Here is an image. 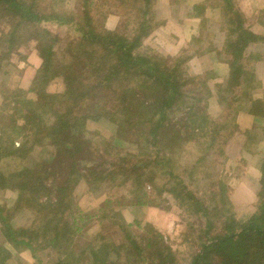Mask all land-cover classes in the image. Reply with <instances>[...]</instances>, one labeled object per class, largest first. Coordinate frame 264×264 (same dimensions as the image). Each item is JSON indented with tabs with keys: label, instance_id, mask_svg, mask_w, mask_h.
I'll use <instances>...</instances> for the list:
<instances>
[{
	"label": "rangeland",
	"instance_id": "rangeland-1",
	"mask_svg": "<svg viewBox=\"0 0 264 264\" xmlns=\"http://www.w3.org/2000/svg\"><path fill=\"white\" fill-rule=\"evenodd\" d=\"M57 2L60 0H46L45 5L55 7ZM121 2L119 11L104 7L102 16H96L98 27L130 39L133 33L127 34L128 30H135L138 20L146 22L149 34L141 39L139 52L149 55L157 64L171 67L178 59L184 60L176 72L180 82L177 90L182 95L175 97L163 126L153 135L156 136L157 151L151 144L144 143L147 135L141 132L146 128L141 126L137 131V134L140 131L138 139L130 142L124 137L117 138L114 124L106 120L100 123L87 120L85 136L93 146L89 150L100 156L105 151L110 159L132 155L144 161L150 156L152 160H160V165H150L145 172L130 176L128 182L108 179L109 182L95 185L97 187L86 179L92 166L82 168L85 179L78 180L70 190L76 209L69 220L75 217L79 230L70 236V242H65L69 233H62L65 241L57 245V249L48 244L43 246L44 243L29 252L12 247L2 222L16 229L31 228L36 217L40 219L35 215V209L22 204L18 214L0 220V247L9 253L5 264H55L69 257L76 261L75 264H91V248L100 243L119 247L106 258L110 264H191L194 255L202 251V244H209L207 238L236 231L238 227L235 228L232 221L240 224L255 213L258 168L264 158V0H230L234 12L244 21V27L263 38L243 52L244 76L248 71L254 80L246 87L241 78L235 82L230 79L224 47L225 31L220 29L224 13L218 5L221 1L151 0L146 12H143L142 1ZM63 6L75 12L81 8V2L65 0ZM9 27L8 23L0 21V36ZM38 28L50 38L59 40L54 51L55 62L61 71V65L67 64L66 49L76 40L75 33L66 25L52 21L41 22ZM27 37L22 34V40ZM3 40L0 38L1 119H13L21 124L23 121L14 109V102L28 90L40 65L38 43L32 39L19 47L17 42L8 50ZM255 54L257 56H253ZM169 69L165 71L169 72ZM131 81L134 94H138L144 105L150 106V117L140 115L137 110L131 113L136 124H144L159 111L164 102L162 95L168 94V90L161 92L158 79L148 81L133 77ZM63 88V79L57 77L47 84L46 91L58 94ZM103 98L118 102L117 110L124 106L117 96L104 94ZM6 103L10 105L4 109ZM202 116L206 121L198 133L199 117ZM121 117L122 114L117 120ZM205 129L209 135L207 139L203 137ZM15 142L18 144V140ZM207 146H211V150L207 151ZM155 153L160 157H155ZM31 157L35 158L34 155ZM25 165L26 160L9 157L2 160L0 166L7 175L22 173L21 168ZM137 191L142 204L132 198ZM35 192L38 194L39 191ZM18 195L16 190L0 188V207L11 210ZM197 202L208 209L207 218L194 213L193 204ZM208 218L210 227L206 228ZM49 220L51 230V216L42 221ZM165 248L170 249L173 258L157 254L156 250ZM262 252L264 249L257 243L250 242L246 257L231 263L241 260L242 264H249L252 258L257 263ZM215 258L216 263L211 260V264H221L222 258ZM262 259L260 264H264V254Z\"/></svg>",
	"mask_w": 264,
	"mask_h": 264
},
{
	"label": "trees",
	"instance_id": "trees-1",
	"mask_svg": "<svg viewBox=\"0 0 264 264\" xmlns=\"http://www.w3.org/2000/svg\"><path fill=\"white\" fill-rule=\"evenodd\" d=\"M45 1L0 0V21L10 26L0 36L4 39L3 45L6 44L9 50L17 42L21 47L33 39L38 43L36 49L40 58V65L31 79L28 90L22 98L14 102V109L21 115L23 123L19 124L13 119L2 120L0 113V165L2 160L9 157L27 162V165L21 168L22 173L5 175V171L0 166V188L7 187L9 190H16L19 194L11 210L5 211L0 207V215L3 214L0 220L18 214L22 204L35 209L34 213L40 219L36 217L31 228L16 229L2 222L5 236L12 247L28 252L34 251L41 243H44L43 246L48 244L57 249V245L65 241L63 240L65 237L61 236L62 233H69L65 242H70L72 239L70 236L79 230L75 217L72 221L69 220L71 214L74 216L73 210L76 209L70 198V190L78 180L85 179L86 174L81 170L82 168L92 166L89 171L90 176L86 179L93 187H97L98 184L109 182L108 179L112 181L121 179L120 183L128 182L130 176L143 173L146 169H150V165H158L160 162V160L156 161V158L150 159V156L143 161L132 155L110 159L107 151L102 156L96 154L94 150H89L93 146L86 140V121L100 123L99 121L106 120L114 124L118 139L124 137L130 142L138 139L139 127H145V132H141L142 135L143 133L147 135L144 143L151 144L152 149L157 151L156 136L153 135L163 126L168 108L175 101V97L182 95L177 90L180 82L177 80L176 72L179 66L183 65L184 60L178 59L171 67L168 64H157L151 61L149 55L139 52L141 39L149 34L146 22L138 20L135 30H128L127 34L133 33L130 39L118 32H108L98 27L96 16H102L104 7H107L105 10L119 11V4H123L119 3L121 0H80L81 8L75 12L64 9L65 0L57 2L55 7L51 4L45 5ZM139 1L144 3L143 12L148 11L146 7L151 0ZM219 1L222 2L218 3L219 8L224 11L223 26L220 29L225 31L224 47L228 55L230 79L235 82L241 78L246 87L249 86L252 76L248 71L244 76L246 73L241 63L245 60L243 52L263 38L244 27V21L234 12L230 0ZM144 15L143 13L142 16ZM48 21L66 25L75 33L76 40L66 49L67 64L61 65V71L55 62L54 51L59 40L50 38L38 28L41 22ZM23 33L28 37L22 40ZM67 56L70 57V62ZM167 69L171 72H166ZM57 77L63 79V91L50 94L46 91L47 84ZM133 77L148 81L158 79L162 87L161 92L168 90V94L162 95L164 102L159 111L153 114L152 119L149 118L144 124L139 125L136 124V119L131 117V113L137 110L140 115L146 114L150 117V106L144 105V101L139 100L138 94H134L131 81ZM251 82L253 83L254 80ZM104 94L117 96L124 106L117 110L119 103L115 100L109 102L110 99L103 98ZM192 99L196 100V97ZM9 105V103L4 104V109L9 108ZM120 114L122 117L117 120ZM205 121V116L199 117L198 133L202 131ZM206 131L207 129L203 136L205 139L209 138ZM150 136H153L151 140ZM174 139L177 140L176 136ZM15 140H18V144H15ZM210 147L206 148L207 151L211 150ZM46 154L48 156H45ZM32 155L37 159H32ZM155 157L160 156L155 153ZM51 168L53 170H49ZM258 169L260 176L255 213L240 224L232 221L231 224L236 225L235 228L238 227L236 231L207 238L209 244H202V251L194 255L191 264H211L213 260L216 263L215 257L222 258L221 264H242L241 260L237 263L231 261L244 259L250 242H255L264 249V158ZM35 191H39L38 194ZM138 195L137 191L132 198L137 204H142ZM193 206L196 215L208 217V209L200 202L194 203ZM49 216L53 223L51 230L49 229L51 221H42ZM209 227L208 218L206 228ZM118 248L106 243L97 244L96 247L91 248V264H110L106 258ZM156 252L160 257L165 254L168 259L173 258L169 248L159 249ZM263 254L264 252L257 259V263L252 258L249 264H260L263 261ZM6 258H9V253L0 247V264H5ZM69 258L59 260L55 264H75L76 261H73L72 257Z\"/></svg>",
	"mask_w": 264,
	"mask_h": 264
}]
</instances>
